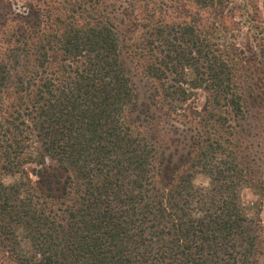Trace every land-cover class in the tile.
Segmentation results:
<instances>
[{
    "label": "trees",
    "instance_id": "trees-1",
    "mask_svg": "<svg viewBox=\"0 0 264 264\" xmlns=\"http://www.w3.org/2000/svg\"><path fill=\"white\" fill-rule=\"evenodd\" d=\"M228 4L0 0V264H264V44Z\"/></svg>",
    "mask_w": 264,
    "mask_h": 264
},
{
    "label": "rangeland",
    "instance_id": "rangeland-1",
    "mask_svg": "<svg viewBox=\"0 0 264 264\" xmlns=\"http://www.w3.org/2000/svg\"><path fill=\"white\" fill-rule=\"evenodd\" d=\"M10 1L16 9L21 10L29 4L36 3V0ZM228 8H232L234 22L240 25L232 31L235 35L234 39L240 43H248L250 47L260 53L261 48L258 44H264V40H261V38L264 39V0H229ZM202 15L206 16L204 12H202ZM207 15H209V12H207ZM223 22L228 26L230 25L228 16ZM204 181L202 177L197 179L198 183H204ZM240 198L242 204L252 216L258 218L264 225V192L254 187H245L240 192ZM20 245L25 252L28 250L25 241H21Z\"/></svg>",
    "mask_w": 264,
    "mask_h": 264
}]
</instances>
